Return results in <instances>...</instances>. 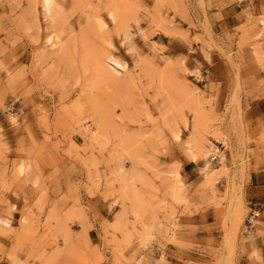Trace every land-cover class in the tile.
Segmentation results:
<instances>
[{"label":"rangeland","instance_id":"1","mask_svg":"<svg viewBox=\"0 0 264 264\" xmlns=\"http://www.w3.org/2000/svg\"><path fill=\"white\" fill-rule=\"evenodd\" d=\"M236 1L0 0V122L25 157L0 129L2 264H236L250 173L264 186V115L253 133L240 99L264 12L224 21Z\"/></svg>","mask_w":264,"mask_h":264},{"label":"crops","instance_id":"2","mask_svg":"<svg viewBox=\"0 0 264 264\" xmlns=\"http://www.w3.org/2000/svg\"><path fill=\"white\" fill-rule=\"evenodd\" d=\"M249 4L247 6H244L243 4L239 3L238 1L228 5L223 11L222 16L224 18V21L227 19H234L238 20L241 17L243 7H247L251 10V12L254 15H261V13L264 12V0H248ZM236 9V11H234ZM235 23V22H234ZM235 25V24H234ZM222 27V26H220ZM204 64L206 65L209 63L206 57L203 58ZM252 74L249 75L248 80L252 83L249 88V94L246 95L245 93L240 94L241 104L242 107H245L246 104H249V110L246 112L247 114L254 113V119H250V128L253 133H258L257 131L260 130L258 118L260 115H264V110H262L263 104H264V90L263 88L259 87L260 81L264 80V72L260 68L259 63L253 59L252 60ZM205 81V76L204 79ZM209 81V80H208ZM211 83H217L220 82L218 77L212 78L210 80ZM229 80H222L223 83H228ZM208 86V85H207ZM226 95H232L233 89H229L228 87L225 89ZM3 122H0V129L2 130V142L5 144L8 149L11 151L9 154V159H25L23 155H16L15 150L18 147L19 144V137L13 136L11 133V130L9 126L4 123L5 118H2ZM26 146V145H25ZM185 169H188L184 171V178L187 182L192 181V174L197 172L198 169H200L199 163L196 162H189L185 163L184 165ZM42 172H43V178L48 179L51 175L54 174V171L49 168L47 165H42ZM250 178H247V183L244 186L243 189V199L244 202L247 204L248 209L251 213H256V217L251 219V223L247 220L244 224V228L240 232V241L238 244L237 249V257H236V264H264V198H260L262 196L264 197V186H254V177L253 172L250 173ZM50 183L47 181L46 186H50ZM30 196V200L34 201L36 198V195H38L37 186L33 183H30L26 186V189L24 191ZM261 192V193H260ZM5 198L14 203V209L13 213L11 214V218L8 219V224H10L11 228H17L15 225L17 221L20 219V215H22L23 211H26V208H24L23 205H16V200L11 196L9 190H4ZM34 195V196H33ZM94 203L98 205V201L94 200ZM100 205V204H99ZM98 205V206H99ZM107 206L99 207V211L101 215L104 218H107L104 211L107 212ZM24 209V210H23ZM249 214V218L252 214ZM208 236L203 237V239H208ZM0 243L3 246L7 245V242L0 238ZM177 253H168L167 254V263L166 264H186V259L180 258L179 255H176ZM0 264H2V261L0 260Z\"/></svg>","mask_w":264,"mask_h":264},{"label":"built area","instance_id":"3","mask_svg":"<svg viewBox=\"0 0 264 264\" xmlns=\"http://www.w3.org/2000/svg\"><path fill=\"white\" fill-rule=\"evenodd\" d=\"M201 81H204L203 79H201ZM224 152H221L220 153V149L218 148L216 153H213L212 156H211V159H212V162H216L218 163L219 165H222L223 164V159L226 158V156L222 157V154ZM257 215H254L252 214L250 219H249V222L251 223V219H253L254 217H256Z\"/></svg>","mask_w":264,"mask_h":264}]
</instances>
